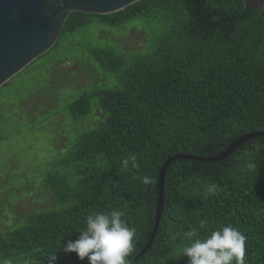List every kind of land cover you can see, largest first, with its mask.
<instances>
[{
  "label": "trees",
  "instance_id": "trees-1",
  "mask_svg": "<svg viewBox=\"0 0 264 264\" xmlns=\"http://www.w3.org/2000/svg\"><path fill=\"white\" fill-rule=\"evenodd\" d=\"M133 21L149 25L144 51L90 47L87 62L107 80L64 108L78 135L43 178L52 204L0 228V264H48L52 254L55 264H89L62 245L78 238L88 215L112 209L135 228L131 264H187L184 234L204 238L226 225L246 236V264H264V136L215 159L264 130V9L242 0H138L107 14L71 11L59 37ZM129 153L139 168L123 171ZM175 154L193 158L167 166L156 233L135 260L155 221L159 169Z\"/></svg>",
  "mask_w": 264,
  "mask_h": 264
},
{
  "label": "rangeland",
  "instance_id": "rangeland-1",
  "mask_svg": "<svg viewBox=\"0 0 264 264\" xmlns=\"http://www.w3.org/2000/svg\"><path fill=\"white\" fill-rule=\"evenodd\" d=\"M132 23L120 30L98 24L63 34L0 85L1 229L25 213L52 204L51 191L42 187L43 178L51 162L78 135L75 121L64 108L107 80L87 62L89 49L118 44L127 51H144L146 38L151 37L149 25Z\"/></svg>",
  "mask_w": 264,
  "mask_h": 264
},
{
  "label": "water",
  "instance_id": "water-1",
  "mask_svg": "<svg viewBox=\"0 0 264 264\" xmlns=\"http://www.w3.org/2000/svg\"><path fill=\"white\" fill-rule=\"evenodd\" d=\"M135 1L138 0H0V85L54 44L71 11L107 14ZM242 1L245 9H264V0ZM254 136H264V130L240 136L215 159L224 158L238 144ZM181 157L193 158L175 154L167 158L159 169L155 221L147 244L135 260L149 248L156 233L162 211L165 170L171 161Z\"/></svg>",
  "mask_w": 264,
  "mask_h": 264
},
{
  "label": "clouds",
  "instance_id": "clouds-1",
  "mask_svg": "<svg viewBox=\"0 0 264 264\" xmlns=\"http://www.w3.org/2000/svg\"><path fill=\"white\" fill-rule=\"evenodd\" d=\"M139 168L138 157L129 153L121 161V169L127 171ZM255 168V164H250ZM142 182L147 185L151 178L144 176ZM216 185L209 184L206 195L216 193ZM125 213L118 209L110 212H95L86 217V226L74 241L62 245L65 253L75 252L78 259L87 258L89 264H131L129 258L134 249L135 228L123 219ZM203 222H201V226ZM189 242L182 249V256H187V264H246V236L231 225L222 226L200 238L196 229L185 234ZM48 264H55L56 254L49 255Z\"/></svg>",
  "mask_w": 264,
  "mask_h": 264
}]
</instances>
